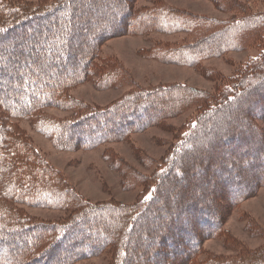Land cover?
Returning <instances> with one entry per match:
<instances>
[{
    "label": "trees",
    "instance_id": "obj_1",
    "mask_svg": "<svg viewBox=\"0 0 264 264\" xmlns=\"http://www.w3.org/2000/svg\"><path fill=\"white\" fill-rule=\"evenodd\" d=\"M210 1L220 10L236 13L226 21L207 19L174 9L163 0H150L140 8L137 0H53L44 5L0 0V59L6 52L2 45L9 38L15 40L8 48L9 70L0 67V78L6 81L0 86V264H78L103 252L109 255L108 264H166L162 259L166 250L176 252L182 239L187 246L178 249L184 256L181 264H201L192 260L201 251L192 227L198 223L218 236L222 233L221 223L214 219L221 216L218 199L227 198L226 205L233 208L246 196L239 194L264 185V48L229 77L203 67L205 60L264 42V14H251L246 6H232L226 0ZM87 8L93 17H83ZM26 26L31 32H24ZM121 26L128 27L130 35L182 36L171 43L153 42L140 51L161 64L205 74L214 91L182 84L141 89L112 57L97 59V44ZM86 33L92 36L87 38ZM89 42L88 51L77 61V72L72 60L82 51L77 54L75 49ZM21 45L33 51L28 56L31 64L26 75L8 77L26 65L14 58ZM88 80L102 90L132 88L105 107L86 106L69 97L68 91ZM49 108L73 115L47 116ZM190 110L193 115L168 152L159 161L147 160L154 167L149 176L116 167L123 181L140 182L142 190L129 205L82 198L35 151L16 123L29 122L56 150L87 151L127 140L133 132ZM200 136L201 143L195 142ZM191 150L201 153L194 155ZM194 156L213 160L216 179L210 171L204 174L208 168L204 164L187 180V172L200 164L194 163ZM195 186L198 190H192L185 202L188 189ZM209 188L218 197L209 198ZM158 197L163 199L160 205ZM26 207L58 210L65 217L47 225L29 216ZM45 246L50 248L36 249ZM254 259L237 264H264V252Z\"/></svg>",
    "mask_w": 264,
    "mask_h": 264
},
{
    "label": "rangeland",
    "instance_id": "obj_2",
    "mask_svg": "<svg viewBox=\"0 0 264 264\" xmlns=\"http://www.w3.org/2000/svg\"><path fill=\"white\" fill-rule=\"evenodd\" d=\"M20 1L34 4L41 3L40 5H44L53 0ZM163 1L174 9L183 10L193 16L204 17L207 19L226 21L232 18L236 13L234 10H220L219 7L210 0ZM226 2L232 3V6L234 3L244 5L251 14H264V0H226ZM150 3V0H137L136 8L149 5ZM224 6L227 9L229 8L226 5ZM91 13L92 12L87 8L83 17L91 18L93 17ZM105 20L106 19H102V21ZM126 26L119 27L114 35L106 37L103 41L101 40L97 44L99 45L97 59L103 58L104 61L105 58L111 59L112 57L131 76L135 85L141 87V89L149 87L157 88L159 85L168 86L172 84H182L190 89L205 90L207 92L214 91V83L205 74L201 75V72L198 73L189 67L174 64H161L145 58L140 51L150 47L153 42L157 43V41H166L171 43L181 39L182 36H165L161 34L145 36L130 35L127 33L128 27ZM28 29L30 28L26 26L24 32L29 31ZM17 34H21V31L17 32ZM86 35L87 38L92 36L90 33H86ZM20 38L22 39L23 37L20 36L18 39ZM8 40L9 41H6L4 46L2 45L1 47L2 49H5L6 52L0 59V67L3 69L6 68L7 70L9 69L6 62L12 58L11 52L8 51V48H12L11 45L15 42V40H11V38ZM89 45L90 42L88 44L83 43L82 46L75 49V53L77 54L79 51H82V53L77 55V60H72L76 65L77 72L80 70L77 61L79 58L81 59V57H84L82 56L83 51L87 52ZM263 48L264 42H256L255 45L247 47L244 51L230 52L225 54V56L205 60L203 61V67L209 71H217L224 77H229L235 72L238 66L246 63L249 59L256 57ZM16 52L14 58L22 59L25 61L26 65L25 67H17L8 77H14L16 74L18 76V72L26 75V68L31 64L32 59L30 60L28 56L33 51L28 46L21 45L17 47ZM61 63H63L62 60L60 61V65ZM98 64H101V62H98ZM5 82L6 81L3 77L2 79L0 78L1 87L6 85ZM91 82V80H88L76 85L68 91V96L73 100L78 101L80 104L102 108L120 99L132 88L130 85H127V87L102 90L97 86H94ZM12 83L13 81H10V85H13ZM263 103L264 101H262V104ZM45 112L47 116L49 114L56 118H69L73 115V112L71 111H63L55 108H49ZM193 113L194 111L190 110L187 113L174 115L170 118H166L164 121L160 122V124H153L142 131L133 132L127 140H114L104 143L96 149L87 151L56 150L48 139L30 127L31 125L29 122L17 121L16 123L18 124L17 126H19L21 133L28 137L35 151H37V153L49 163L53 169L58 170L67 183L82 198L91 203L116 201L119 204L129 205L134 203L142 190L140 182L136 179L137 181L134 185L132 181L133 179L131 178V181H123V179H121V174L118 173L120 169L118 170L116 167H130L134 169L136 173L139 172L145 176H149L154 167L147 165V160H161V158L168 152L170 146L173 145L176 139V134L182 129L181 126L186 123L189 116L191 114L193 115ZM195 142L201 143V136L196 138ZM206 147L207 146H205L204 149H207ZM190 153L200 155L201 150L200 152L191 150ZM194 157V163L200 164L193 169L192 173L187 172L189 176L187 177V180L194 177V174H196L195 170L200 166H204V164H207L208 167L207 169H204V174H208V171H210L211 177L216 179L214 178L213 173V160L210 158H201V156ZM209 162L212 163L211 166ZM124 168H121V170ZM263 170L262 173H264ZM257 175L261 174L257 173ZM262 178H264V176ZM167 179H169V177ZM195 183H197V181H195ZM130 185L134 187H131ZM184 185H188V181ZM192 190L197 191L198 186L188 189V193L184 199L185 202L189 201V193H191ZM217 193L218 192L212 193L210 188L207 190L209 198H211L212 195L218 197ZM239 195L246 196L238 206L233 208L226 205V197L223 201H219L220 199H218L219 213L221 212V216L218 219L216 218L217 216H214L216 222L219 221L222 226V233L218 236H211L212 232H205L204 228L195 222L196 226L192 227V229L195 235H198L197 239L200 240L201 251L198 255L194 256L192 260H196L197 262L201 261V264H206L211 261L215 264H222L225 261L237 264L238 260L241 263H245L249 262L251 259L252 261L255 260L254 258L257 260V258L262 255L264 252V185L258 186L256 190L250 194L245 192ZM158 199V204L160 205L163 202V199L159 197ZM224 209L226 210L224 211ZM24 210H26L29 216L36 221L43 222L47 225H51L54 220H59L65 217L64 213L58 210L33 207H26ZM212 229L213 228H211V230ZM181 243V247L178 246V249L180 250L187 246L185 239H182ZM49 248V246H45L36 249H38V252H41L42 250ZM178 249L172 254L170 250H166V257L162 258L163 261H165L166 264L168 261L173 264H181L184 260V256L180 254ZM179 255H181V257H179ZM250 255L252 256L249 258ZM108 263L109 255L105 252L78 262V264Z\"/></svg>",
    "mask_w": 264,
    "mask_h": 264
}]
</instances>
